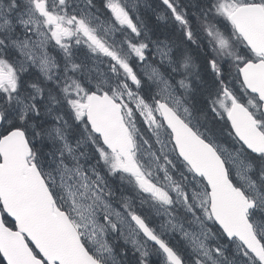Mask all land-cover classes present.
Here are the masks:
<instances>
[{"label":"snow or ice","instance_id":"obj_1","mask_svg":"<svg viewBox=\"0 0 264 264\" xmlns=\"http://www.w3.org/2000/svg\"><path fill=\"white\" fill-rule=\"evenodd\" d=\"M0 264H264V0H0Z\"/></svg>","mask_w":264,"mask_h":264}]
</instances>
